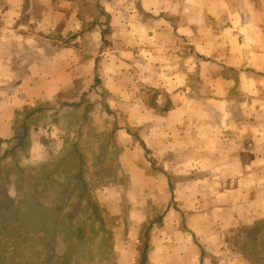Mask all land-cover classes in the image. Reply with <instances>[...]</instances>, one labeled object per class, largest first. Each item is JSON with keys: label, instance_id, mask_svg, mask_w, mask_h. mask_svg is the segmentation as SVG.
Segmentation results:
<instances>
[{"label": "rangeland", "instance_id": "obj_1", "mask_svg": "<svg viewBox=\"0 0 264 264\" xmlns=\"http://www.w3.org/2000/svg\"><path fill=\"white\" fill-rule=\"evenodd\" d=\"M5 2L0 24L9 16ZM139 3L27 0L18 25L44 28L46 37L27 40L26 48L36 46L28 51L0 35V264H264V118L252 117L247 140L238 135L253 163L237 181L215 179L212 165L165 164L148 149L131 109L159 104V92L134 83L111 40L117 28L137 29L139 16H154ZM45 38L50 45L41 46ZM70 44L82 59L91 48L94 67L78 70L59 93L43 86L45 99L25 104L28 75L62 72L31 63ZM120 74L129 85L108 83Z\"/></svg>", "mask_w": 264, "mask_h": 264}, {"label": "crops", "instance_id": "obj_2", "mask_svg": "<svg viewBox=\"0 0 264 264\" xmlns=\"http://www.w3.org/2000/svg\"><path fill=\"white\" fill-rule=\"evenodd\" d=\"M5 1L9 16L1 21L0 35L15 39L13 46L24 47L27 40L38 44L46 37L44 28L18 25L17 14L27 0ZM139 5L154 16H139L137 29L117 28L111 40L120 48L119 56L115 55L119 63L135 71L134 83L154 88L161 101L153 107L140 104L131 109L132 125L148 149L166 156L165 164H179L184 170L189 165H212L217 167L215 179L237 181L253 163L238 135L247 140L254 128L252 117L264 118V0H140ZM54 17H47L50 24ZM124 17L130 22L138 16ZM45 39L41 46L50 45V39ZM72 45L31 63L35 71L58 67L62 72L28 75L23 82L29 95L21 97L25 104L28 99H45L47 85L59 93L79 77L78 70L94 67V51L86 48L82 59ZM34 47L30 44L25 49ZM109 80L123 86L132 81L121 74ZM237 117L246 118L241 122L244 126L233 122ZM128 146L135 157L141 156L138 142ZM58 149L53 148L54 153ZM133 166L138 171L140 162L135 159Z\"/></svg>", "mask_w": 264, "mask_h": 264}, {"label": "trees", "instance_id": "obj_3", "mask_svg": "<svg viewBox=\"0 0 264 264\" xmlns=\"http://www.w3.org/2000/svg\"><path fill=\"white\" fill-rule=\"evenodd\" d=\"M26 134H27V132H25L22 136H20V146L23 145V140L25 139Z\"/></svg>", "mask_w": 264, "mask_h": 264}]
</instances>
